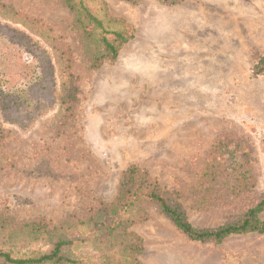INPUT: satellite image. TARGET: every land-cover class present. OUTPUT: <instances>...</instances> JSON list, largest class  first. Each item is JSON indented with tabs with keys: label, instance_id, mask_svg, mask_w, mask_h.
I'll use <instances>...</instances> for the list:
<instances>
[{
	"label": "rangeland",
	"instance_id": "rangeland-1",
	"mask_svg": "<svg viewBox=\"0 0 264 264\" xmlns=\"http://www.w3.org/2000/svg\"><path fill=\"white\" fill-rule=\"evenodd\" d=\"M0 3L29 19L24 31L55 64L65 50L75 87L69 114L56 105L24 131L0 120V209L56 224L113 199L130 166L178 192L195 228L235 222L260 203L264 72L254 66L264 58V0H89L97 17L134 30L117 60L96 70L58 0ZM147 214L130 228L142 239V264H264V234L194 242L152 207ZM42 246L19 242L16 252Z\"/></svg>",
	"mask_w": 264,
	"mask_h": 264
},
{
	"label": "trees",
	"instance_id": "trees-1",
	"mask_svg": "<svg viewBox=\"0 0 264 264\" xmlns=\"http://www.w3.org/2000/svg\"><path fill=\"white\" fill-rule=\"evenodd\" d=\"M58 1L73 15L82 41L87 42L84 53L93 70L104 62H115L121 48L134 38V30L123 22L97 17L89 9V0ZM122 1L135 4L139 0ZM156 1L173 6L184 0ZM97 2L104 5L103 0ZM27 20L0 3V120L22 131L56 105L69 114L75 101L68 54L59 48L61 59L55 64L51 53L24 31ZM112 24L118 28L109 27ZM263 66L264 58H260L254 74H262ZM212 170L206 176H212ZM231 188L243 189L242 184ZM180 197L161 187L147 171L130 166L122 173L113 199L74 211L56 224L45 218L19 219L0 209V264H142V239L130 228L147 220L149 207L194 242L219 244L234 235L264 234V222L259 219L264 197L237 221L214 229L192 226ZM19 242H40L46 248L17 253Z\"/></svg>",
	"mask_w": 264,
	"mask_h": 264
}]
</instances>
